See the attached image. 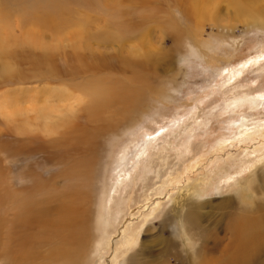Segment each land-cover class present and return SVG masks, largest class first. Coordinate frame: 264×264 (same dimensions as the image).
<instances>
[{
  "label": "rangeland",
  "instance_id": "374dc122",
  "mask_svg": "<svg viewBox=\"0 0 264 264\" xmlns=\"http://www.w3.org/2000/svg\"><path fill=\"white\" fill-rule=\"evenodd\" d=\"M115 1L103 12L94 0H0V20L10 22V39L0 43V108L54 105L56 87L63 86L81 96L74 122L91 137L89 145L87 139L63 143L40 130L15 138L12 126L21 120L0 119V264L41 257L60 227L53 220L58 205L44 207L65 192H88L94 207L98 168L83 170L109 158L101 203L114 222L102 228L120 227L160 199L158 210L143 216L149 221L133 250H140L141 261L228 264L237 252L230 246L233 224L264 207V0ZM82 19L86 32L73 38ZM142 79L153 106L149 116L118 140L108 139L111 134L99 139L96 129L108 125L107 115H93L95 96L86 94L91 82L135 86ZM58 159L69 167L62 170ZM150 178L159 193L149 201ZM36 182L45 187L39 197L30 195ZM32 200L43 206L22 219L17 208ZM249 258L243 262L264 264V253Z\"/></svg>",
  "mask_w": 264,
  "mask_h": 264
},
{
  "label": "bare ground",
  "instance_id": "6f19581e",
  "mask_svg": "<svg viewBox=\"0 0 264 264\" xmlns=\"http://www.w3.org/2000/svg\"><path fill=\"white\" fill-rule=\"evenodd\" d=\"M94 1L95 6L103 12H107L110 9L106 7V5L108 6L110 3L117 2L115 0H107L105 4H101L98 0ZM235 2L237 3L239 1ZM254 16H258V13H256ZM83 21L84 20L82 19V24H80L79 21H77L75 24L77 29L72 33L73 38H76V34L79 31L86 32V26L83 25ZM9 26V21H5L4 18L0 20V43L3 46L4 41L10 39L9 34L8 36L6 34V30L9 28ZM104 34L106 33L104 32ZM75 45L76 42L72 43L73 47ZM75 48H80V45L77 44ZM125 63L133 64L132 61H127ZM5 71H7V67H5ZM116 83L118 82L109 80H98L93 83L91 82L90 85L92 86L90 87V91H87L86 93H93L95 96V98L92 99L94 102V106L92 105L94 117L100 116L101 114L107 115L105 125L106 122L108 125L105 127H98L96 129L101 135L99 138L101 140L106 139L107 134H111L113 136V138L108 139L117 138L115 140H118V138H122L121 136L123 134L126 135L135 132L137 126L140 125L142 118L149 116V110H152L151 108L153 107L152 105L149 106V100L145 90V86L147 84L146 80L142 79L135 86L121 83L116 85ZM55 92L56 93L53 95V99H56V103H54V105H48L44 103L41 105L27 107L13 106L12 109L5 110L0 108V119H3L2 121L4 123L11 124L19 119L21 120V123H14V127L12 126L13 137L15 138H28L33 136L36 131L40 130L47 136L58 137L63 143L77 139H87L88 141L85 143L86 145H89V140L91 137L87 135L86 131H78L77 124L74 122L75 113L82 109L81 96L74 94L63 86H57ZM20 93L25 96L30 95V93L27 91H20ZM46 94H48V92L46 91V88H44L42 91V97L47 101L50 96L46 97ZM123 128H125V131L119 133V131H121ZM117 133L119 134L117 135ZM109 162L110 158L108 160L95 163L89 169L83 170V172H89L98 168L94 177V207H92V196L88 192L79 191L75 193H70L67 191L59 200L56 201V205H46L44 207L52 208L53 206L58 205L55 214L53 215V220L59 222L60 227L57 225L55 234L47 239L46 244L41 251V257L33 259L29 262L25 261L27 264H35L36 260H38L37 263L41 264L45 262V259H47V261L53 262L54 264H152L151 262L141 261L139 259L138 255L140 250L136 252L133 250L138 247L137 245L139 235L142 231L144 221H149V217H145L143 219V216L147 214L149 210H158V205L155 204L156 202L160 201L159 197L152 199L155 194L159 193V188H157L158 185L152 188V181L154 179H149L145 196L149 199V201L152 199V203L150 202L149 205L142 206L145 208V211H139L140 213L137 216H130L132 218L128 217V219L124 221L123 225L116 227L115 229L102 228L104 224L112 225L114 222L112 216H106L104 214V206H102L101 203L102 196L106 194L104 177L108 171ZM56 164L60 165L62 170L67 169L70 165L66 159H58L56 160ZM78 165L81 168L86 167L85 163H80ZM168 175H170V173ZM163 182L164 181L162 180V184H164ZM44 188V186H40L36 182L35 186H33V189L30 192V195L39 197ZM15 195L25 196L17 193ZM176 204L178 205L179 203ZM40 206H43L41 201L35 203L32 200L28 204L23 203L21 207L17 208L16 213L20 214L22 219H25L27 218V215H34L35 212L30 213L31 209L37 210V208ZM9 209L10 208H5L7 212ZM109 210L111 213L115 212L114 208L111 210L109 207ZM263 210L264 207L262 205H258L257 208H253V211H249L246 217H242L239 220L240 223H236L235 225L233 224L230 237V246L233 244V248H235L237 252L234 257L227 258L230 262L236 264H245L246 261L243 262L244 255H250V258L252 259L258 254L264 253ZM249 214H252V216H249ZM92 218H94L96 221L89 225L90 219ZM134 222H137L135 226H133ZM234 226L238 227L235 228ZM71 230H76L78 232L76 233L75 231H72L73 235H70ZM5 236L7 240H11L9 234H5ZM169 245H172V242H170ZM170 254L171 251L168 248L163 253V256L166 258ZM180 254H182V252L178 251H176L174 254V257L178 261L183 258V256ZM250 258L249 260H251ZM6 261H8V258ZM225 262L228 261L225 260ZM230 262L228 264H231ZM163 264L167 263L164 262ZM198 264H201V262H198Z\"/></svg>",
  "mask_w": 264,
  "mask_h": 264
}]
</instances>
